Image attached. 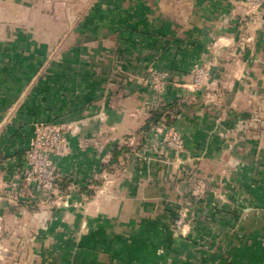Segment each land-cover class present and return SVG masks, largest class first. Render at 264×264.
I'll return each mask as SVG.
<instances>
[{
    "label": "crops",
    "instance_id": "obj_1",
    "mask_svg": "<svg viewBox=\"0 0 264 264\" xmlns=\"http://www.w3.org/2000/svg\"><path fill=\"white\" fill-rule=\"evenodd\" d=\"M52 122L92 184L35 211L14 176ZM0 264H264V0H0Z\"/></svg>",
    "mask_w": 264,
    "mask_h": 264
},
{
    "label": "rangeland",
    "instance_id": "obj_2",
    "mask_svg": "<svg viewBox=\"0 0 264 264\" xmlns=\"http://www.w3.org/2000/svg\"><path fill=\"white\" fill-rule=\"evenodd\" d=\"M74 3L77 2L73 1ZM84 7L87 8L88 6L84 4ZM208 69V65H200L194 70V76L192 75V77L195 79V90L200 91L204 83H208L207 79L210 71ZM203 72L206 73L205 77ZM197 80L201 82L197 84ZM165 103L167 102H161V105L159 104L155 110L162 108ZM155 110L151 112L150 116ZM158 124L166 125V119H161ZM51 127L50 130L55 132L45 131V129H42V124L39 127L37 126L31 144L22 151V162L20 163L18 175L14 176V183L19 189L14 198L18 195L20 206L34 207L35 211L56 209L65 204L73 194L81 192L82 189L88 188L92 184V178L84 181L70 175L64 176L65 174L57 169L54 159L59 157L60 153L64 154V142L62 140V143H59V139L61 136L62 139L64 138L63 132L65 130L60 127L58 122H52ZM169 135L170 132L167 136ZM59 144H61L60 147L63 152L59 151ZM105 165L107 166L108 163L105 162ZM111 166L114 169L116 164L114 163Z\"/></svg>",
    "mask_w": 264,
    "mask_h": 264
},
{
    "label": "built area",
    "instance_id": "obj_3",
    "mask_svg": "<svg viewBox=\"0 0 264 264\" xmlns=\"http://www.w3.org/2000/svg\"><path fill=\"white\" fill-rule=\"evenodd\" d=\"M150 82H151V87L154 91L157 92H162L165 90V87L171 83V76L167 72H162L158 70H150ZM203 75L205 77L206 73L203 72ZM201 81L197 80L196 83L199 84ZM52 128L51 126H43L42 129L50 130ZM55 131H51L50 133H53ZM62 141V136L59 139V143ZM165 145L172 150H179L182 147V141L179 136V134L172 129H170V135L166 137L164 140ZM51 145V144H50ZM61 144H59L60 147ZM53 146V145H52ZM177 214L176 217L173 219L172 225L175 226L176 228L183 227L186 224L187 218L185 215L187 214V210L185 208L181 209H176Z\"/></svg>",
    "mask_w": 264,
    "mask_h": 264
},
{
    "label": "trees",
    "instance_id": "obj_4",
    "mask_svg": "<svg viewBox=\"0 0 264 264\" xmlns=\"http://www.w3.org/2000/svg\"><path fill=\"white\" fill-rule=\"evenodd\" d=\"M180 111L181 110L178 100L170 103H165L162 108L155 110V112L152 113L147 123L145 124L144 131H149L150 128L157 125L163 118L166 119V125H172L175 117L180 113ZM118 154V152L115 153L116 159Z\"/></svg>",
    "mask_w": 264,
    "mask_h": 264
}]
</instances>
